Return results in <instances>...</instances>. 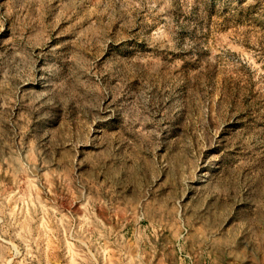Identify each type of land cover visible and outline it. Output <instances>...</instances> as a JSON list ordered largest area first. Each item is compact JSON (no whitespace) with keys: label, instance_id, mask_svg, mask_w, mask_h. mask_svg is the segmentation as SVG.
<instances>
[{"label":"rangeland","instance_id":"374dc122","mask_svg":"<svg viewBox=\"0 0 264 264\" xmlns=\"http://www.w3.org/2000/svg\"><path fill=\"white\" fill-rule=\"evenodd\" d=\"M0 264H264V0H0Z\"/></svg>","mask_w":264,"mask_h":264}]
</instances>
